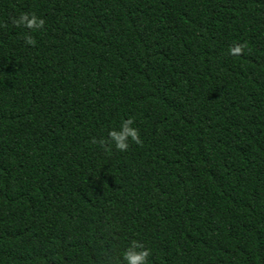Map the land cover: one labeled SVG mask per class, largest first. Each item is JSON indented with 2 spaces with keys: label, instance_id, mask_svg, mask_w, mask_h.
I'll use <instances>...</instances> for the list:
<instances>
[{
  "label": "trees",
  "instance_id": "trees-1",
  "mask_svg": "<svg viewBox=\"0 0 264 264\" xmlns=\"http://www.w3.org/2000/svg\"><path fill=\"white\" fill-rule=\"evenodd\" d=\"M127 118L139 144L93 143ZM132 240L264 264V0H0V264H120Z\"/></svg>",
  "mask_w": 264,
  "mask_h": 264
},
{
  "label": "clouds",
  "instance_id": "clouds-1",
  "mask_svg": "<svg viewBox=\"0 0 264 264\" xmlns=\"http://www.w3.org/2000/svg\"><path fill=\"white\" fill-rule=\"evenodd\" d=\"M11 24L16 27H23L28 30L24 35V44L34 46L35 40L31 33L42 28L43 19L36 16L34 13H20L17 17L11 20ZM241 51L240 46H236L230 50V54H238ZM129 142L139 144L140 138L137 129L133 126L132 118L123 119L115 128L107 130L106 136L99 141L101 147L108 145L116 151L123 152L129 147ZM149 251L139 241L132 240L128 246L120 253V264H148L147 258Z\"/></svg>",
  "mask_w": 264,
  "mask_h": 264
}]
</instances>
